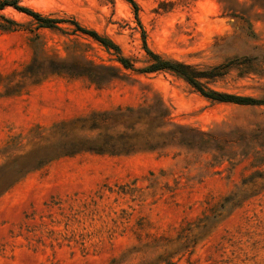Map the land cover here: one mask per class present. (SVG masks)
<instances>
[{
    "label": "rangeland",
    "instance_id": "374dc122",
    "mask_svg": "<svg viewBox=\"0 0 264 264\" xmlns=\"http://www.w3.org/2000/svg\"><path fill=\"white\" fill-rule=\"evenodd\" d=\"M16 1L64 21L0 8V166L58 139L60 121L156 99L189 130L186 144L80 152L26 173L0 195V264H264V105L214 102L172 72L126 69L72 23L112 39L135 68L150 63L144 40L203 67L264 57V0H135L137 15L128 0ZM256 69L210 86L264 97V63Z\"/></svg>",
    "mask_w": 264,
    "mask_h": 264
},
{
    "label": "trees",
    "instance_id": "16d2710c",
    "mask_svg": "<svg viewBox=\"0 0 264 264\" xmlns=\"http://www.w3.org/2000/svg\"><path fill=\"white\" fill-rule=\"evenodd\" d=\"M128 1L132 4L137 15V3L135 0ZM7 5H11L18 11L34 17L47 27H56L58 22L64 21V19L44 16L28 6L20 5L16 0H0V8H4ZM72 23L76 27L75 30L91 36L107 50H113L117 56V61L126 69L142 73L172 72L187 82L201 96L214 102L244 106L264 105V97L220 91L210 86L211 83H215L225 77L233 68L239 71L238 74L240 76L257 73L258 69H256V66L262 62L264 63V57L258 55L235 56L219 64L200 67L197 64L164 57L150 50L144 40L145 50L149 55L148 61L150 63L145 67L135 68L131 59L122 54L120 46L112 39L100 34L95 29L81 25L75 19L72 20ZM92 67L95 68L96 66L92 64ZM64 70L68 71V69H56V71ZM79 73L86 74L94 79L92 71H79ZM117 126L122 127V129H116ZM52 128L55 133L60 134L58 139L43 143L0 166V195L26 173L38 169L57 158L72 156L80 152L121 155L141 149L155 150L164 148L174 143L186 144V133L182 132V130H189L183 125H175L170 121L169 110L160 99L136 106L94 111L72 120L60 121L53 125ZM78 131H96L97 133L88 135L79 134L77 133ZM200 132L203 136H210L207 132ZM260 146H264L263 143ZM263 162L264 159L261 163ZM235 197V194L227 195L223 199L222 208L229 203L235 202Z\"/></svg>",
    "mask_w": 264,
    "mask_h": 264
}]
</instances>
